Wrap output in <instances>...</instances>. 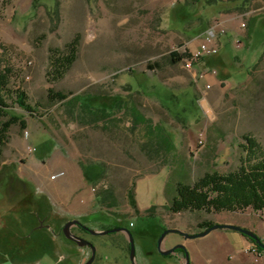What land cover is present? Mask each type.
Wrapping results in <instances>:
<instances>
[{"label":"rangeland","instance_id":"1","mask_svg":"<svg viewBox=\"0 0 264 264\" xmlns=\"http://www.w3.org/2000/svg\"><path fill=\"white\" fill-rule=\"evenodd\" d=\"M217 20L224 21L219 54L225 66L219 54L207 57L217 70L207 88L197 74L207 70L205 60L189 70L182 59L173 63L170 53L198 44ZM74 39V62L62 76L49 78L52 50L66 51ZM225 42L229 52H223ZM0 67L8 70L10 89L2 119H17L0 165V264H80L78 246L57 232L64 205L55 208L45 190L43 174L57 175L59 165L66 174L76 168L91 194L92 210L78 218L95 228L122 220L134 235L138 261L154 249L161 225L195 233L203 231V221L249 228L264 218V210L252 208L170 209L178 181L237 167L243 135L264 146V0L246 12L222 14L185 0H40L37 8L33 0H0ZM19 91L33 111L18 105ZM57 92L65 97L56 98ZM76 94L93 112L114 110L111 118L94 120L71 98ZM118 97L135 105L148 126L134 122L128 106L125 112L112 109ZM160 138L175 146L161 147ZM210 233L253 244L238 230ZM93 237L101 264H132L122 233Z\"/></svg>","mask_w":264,"mask_h":264},{"label":"trees","instance_id":"2","mask_svg":"<svg viewBox=\"0 0 264 264\" xmlns=\"http://www.w3.org/2000/svg\"><path fill=\"white\" fill-rule=\"evenodd\" d=\"M253 1L255 0H185V4L194 5L204 2L220 14L234 11L246 12ZM39 4L40 0H33L34 8H37ZM77 46L78 40L74 39L68 44L66 51L52 50L50 68L47 73L49 78L56 79L62 76L64 71L71 66L77 55ZM186 55V52L180 53L177 50H173L170 53V58L173 63H176ZM211 68L214 67L209 69ZM8 79V70L0 67V165L4 156V147L10 138V128L17 121L13 115L7 120L2 119L4 115L9 113L10 107L7 103V95H10ZM54 95L56 98L65 97L58 92ZM79 95L76 94L71 98L79 103ZM26 97L27 95L24 91H19L16 102L24 110L33 111L31 106L26 103ZM115 98L112 109L117 108L125 112L128 106L126 101L121 97ZM79 105L84 108L85 112L92 115L94 120H99L101 117L109 119L114 111L103 107L100 109L101 112H93L88 106L82 103H79ZM128 107L131 109L134 122H142L148 126L149 119L135 105ZM153 130H155V127H148V131L151 132ZM243 138L244 143L239 144L243 152L239 157V164L236 168L225 173L219 171L206 172L192 183L178 181L175 184V194L171 201L170 209L175 212L183 210H205L206 212L237 211L246 208H252L254 211L264 210V146L252 135L245 134ZM160 142V146L165 149L175 146L172 142H167L161 138ZM130 196L133 202V192H131ZM133 206H135L134 202ZM213 224L215 223L203 221L200 227L204 230ZM244 236L251 239L247 235ZM251 241L264 253V247L259 246L253 239Z\"/></svg>","mask_w":264,"mask_h":264},{"label":"crops","instance_id":"3","mask_svg":"<svg viewBox=\"0 0 264 264\" xmlns=\"http://www.w3.org/2000/svg\"><path fill=\"white\" fill-rule=\"evenodd\" d=\"M226 20H228V18L225 19V21ZM220 21L222 22L223 20ZM232 25L233 24H229L228 26L230 27ZM206 29L207 27L204 30ZM236 30L237 29H233L232 32ZM247 34L249 37V30ZM197 45L198 44L195 41L192 45L193 47L190 48L193 49ZM228 45L229 42H225L223 44V52L230 51ZM204 60L205 65H202L204 69L214 67L213 63L215 61L213 57L210 59L212 62L210 60L208 61L207 57ZM217 61L220 65H224L222 64V53L221 55H218ZM214 78L215 77L212 75H207L208 81H214ZM59 167V172L66 170V167H62L61 165H59ZM75 173L76 168L72 173L66 174L64 171L63 174H57L55 177L48 174H43V177L48 179L45 190L50 198L53 199L52 203L55 208L56 205L63 204L64 211L67 213V216L80 217L92 210L91 194L87 188L84 187L82 181H79L78 175ZM87 176L92 178L91 175L87 174ZM22 180L24 179L22 178ZM247 226L250 229H256L259 236L264 240V218L255 223H250ZM225 237L227 238L212 233L205 236L192 238L188 237L185 243L189 249L190 264H254L252 255L245 251V248L249 246L248 240L243 241L237 237H232L227 234ZM171 240L173 241V239ZM262 259L264 260V255L262 256Z\"/></svg>","mask_w":264,"mask_h":264},{"label":"flooded vegetation","instance_id":"4","mask_svg":"<svg viewBox=\"0 0 264 264\" xmlns=\"http://www.w3.org/2000/svg\"><path fill=\"white\" fill-rule=\"evenodd\" d=\"M63 216L65 219L64 220L65 222L59 226L58 231H57L58 235H62L63 237L72 241L78 246L80 257H81L80 264H86L91 259L93 254H94V259L92 260L90 264H101L100 260H98V249H96L93 235L106 234L111 231H119L125 237L126 249H127V252H128V255L130 257L132 264H152L154 260L156 261L158 259L163 260L164 264H184L187 262V254H189V249L185 241L188 239V237L185 235L186 231H184L181 228H178V229L182 230L183 232L177 231L181 237L177 239H173L172 241L168 233H166L162 237V233L168 228L161 225L162 228H161L160 236L155 240L154 249L145 251L144 252L145 255L141 257V261L140 260L138 261L136 258V243H135L134 235L132 233L130 226L123 224L122 220H117V222H115V224L113 225L101 226L99 228H95L83 222L78 217L67 216L66 212L63 213ZM68 222H71V224H69L68 227L70 231L72 232V234L84 239L85 240V242H83L84 244L81 245L77 241L66 236L64 232V227ZM43 226H46L45 221H41L40 223V227H43ZM114 228H124V229L112 230ZM173 228H177V227H173ZM103 231H107V232L103 233ZM195 233H198V232H195ZM130 234L133 238V243H134V260L132 259V241H131ZM189 234H192V233H189ZM89 235H92V237L90 238ZM111 242L114 245L119 244V240L114 239ZM179 244H181L182 246L177 247L174 252H171L169 254H164L162 252L164 250H168L174 247L175 245H179Z\"/></svg>","mask_w":264,"mask_h":264},{"label":"built area","instance_id":"5","mask_svg":"<svg viewBox=\"0 0 264 264\" xmlns=\"http://www.w3.org/2000/svg\"><path fill=\"white\" fill-rule=\"evenodd\" d=\"M243 26H245V23H242ZM225 32V27L222 24L220 20L215 21L213 24H211L206 31L203 34V37H201L198 45L193 48H187L185 49L186 56L182 59L183 65L185 68L189 70H194L195 66L198 64L199 61L204 60L206 57L215 55L219 53L220 49V42L219 37ZM236 44L240 46L242 44V40L239 38L236 39ZM217 70L215 68L198 71L197 74L199 78L206 79L207 75L216 74ZM212 86V82L208 81L206 82V87L210 88ZM29 133L26 131V135ZM203 145V140H202ZM34 147L31 145L28 146V151L31 153L33 152ZM64 172L58 173V175L63 174ZM56 175H52V177H55ZM131 225L133 223L131 222ZM245 251L250 253L253 257L254 262H259L262 259V256L264 253L258 248L256 244H252L245 248Z\"/></svg>","mask_w":264,"mask_h":264},{"label":"water","instance_id":"6","mask_svg":"<svg viewBox=\"0 0 264 264\" xmlns=\"http://www.w3.org/2000/svg\"><path fill=\"white\" fill-rule=\"evenodd\" d=\"M73 222V221H72ZM69 224H71V222H68L65 227H64V232L66 234L67 237L77 241L79 244H84L83 242H85L84 239H82L81 237H78V236H75L74 234H72V232L70 231L69 229ZM217 228H227V229H234V230H238L240 231L241 233H243L244 235H247L249 236L250 238H252L259 246L261 247H264V241H262V239L260 238L259 234L256 233L254 230L250 229V228H247V227H244L242 225H239V224H235V223H215L207 228H205L203 231H200L198 233H192V234H189V233H185V235L187 237H198V236H205L207 234H209L212 230L214 229H217ZM118 229H124V228H114L112 230H118ZM183 232L182 230L178 229V228H168L167 230H165L163 233H162V237L168 233V232ZM104 232H107V231H103ZM130 233V232H129ZM130 237H131V241H132V259L134 260V243H133V238L130 234ZM182 245L179 244V245H175L174 247L168 249V250H164L162 251L164 254H169L171 252H174L175 249L177 247H181ZM94 259V254L92 255L91 259L86 263V264H90L92 262V260ZM135 263V262H134ZM184 264H190V256L189 254H187V262L184 263Z\"/></svg>","mask_w":264,"mask_h":264}]
</instances>
